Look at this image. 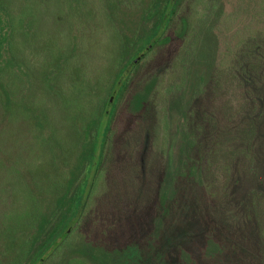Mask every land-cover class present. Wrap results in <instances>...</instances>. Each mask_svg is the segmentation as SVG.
<instances>
[{
	"label": "rangeland",
	"instance_id": "obj_1",
	"mask_svg": "<svg viewBox=\"0 0 264 264\" xmlns=\"http://www.w3.org/2000/svg\"><path fill=\"white\" fill-rule=\"evenodd\" d=\"M150 1L0 0L11 29L9 53L0 50V264H30L67 211L84 149L101 144L93 126L102 116H115V128L93 200L121 207L122 159L148 152L152 174L136 201L167 191L176 199L167 233L184 226L201 248L218 247L199 258L188 241L179 248L187 263H264V0H182L170 39L147 49L122 87L140 56L122 64L153 24L142 17ZM182 16L190 24L178 35ZM150 82L148 110L126 140L129 99ZM84 172L91 179L87 162ZM92 206L43 264H96L79 249L122 248V219L102 232L108 210ZM154 215L147 206L125 219L148 253L164 225ZM160 261L132 264H170Z\"/></svg>",
	"mask_w": 264,
	"mask_h": 264
},
{
	"label": "trees",
	"instance_id": "obj_2",
	"mask_svg": "<svg viewBox=\"0 0 264 264\" xmlns=\"http://www.w3.org/2000/svg\"><path fill=\"white\" fill-rule=\"evenodd\" d=\"M181 1L182 0H151L148 3L142 14V17L146 21H153V24L150 27L148 34L145 35L142 41L138 43V46L132 50H129L128 57L124 64H122L123 67H128L133 58L140 56V58L136 61L137 64H135V62L130 64L129 74L126 77L122 87H124V85L129 81L131 70H133L139 63L143 61L147 49L153 48L154 45L160 40L166 42L170 39L169 36L165 35V31L176 15L178 6L180 5ZM179 24L180 26L178 28V35H181L182 32L189 27L190 21L186 16H182L179 18ZM10 35L11 29L7 16L0 8V50H3L5 53H9L11 48L8 47V42H10ZM148 45H150V47L147 48ZM123 67L122 72L124 70ZM152 87L153 82L147 83L141 90L133 93L129 99V114L131 115L126 119L128 121L125 129L129 130L127 132L128 138L126 140H130V135H133L131 134L132 129L136 128L137 121H140L137 115L145 113L146 110H148L147 103L150 98ZM103 113L104 111H102L101 114L103 115ZM114 118L112 121H110L108 118L102 116V119L99 120L98 125L95 124V126H93V130L95 132L94 138H96L95 135L100 134L102 138L101 144L99 146L97 145V143H95L94 145L88 144L87 148L84 149L81 157L82 160H80V163L83 161L81 163V165L83 166V170H80L82 178L80 179L79 184L74 190L72 197L70 196L71 198L62 201V203H64L67 200V205L65 207L67 211L57 222L56 226L50 231L41 246H39L36 250L34 249V253L30 256L32 259L30 264H43L46 260L53 257L61 247L65 246L67 240L70 238V235L75 231L77 225L79 224V217L87 212L89 208H93L92 204H94V206L96 207L100 206L104 208V210H108L107 213H105L106 211H104L103 213L105 214L102 216H110L109 220L106 221L109 226L105 225V227L101 229L102 232L105 231L106 233H110L113 228L115 229V225H117V227L120 225V220L122 219V248H113L112 250L102 249L98 251L99 249L96 247L93 248L91 250L92 252L90 253L85 251L83 248L79 249L82 255H88L89 258L92 256L90 260L95 261L96 264H132L134 261H148V259L152 257H156L159 261L164 260L165 262H168L170 264H189L187 263L186 259L183 258V250L181 249L179 251V248L188 241L190 242V244H193L195 246L194 248H196L199 252L197 253V257L199 258L202 257L203 254L210 255L214 253L216 249H218V247L214 244H212V246H214L215 250L213 248H211L210 250H206L205 247L201 248V245L199 243L193 242L194 239H191L190 237L191 232L185 230L184 226L180 228H168L171 234L169 235L167 233L166 224L164 223L174 222V217L173 214H171V209L176 202L175 198L169 197L167 195V191L160 192L159 198L156 200V203L151 202V199L147 201H136L139 191H142V182L140 181L144 178L146 179L147 176L145 175L152 174L151 171L146 172V165L142 160V158L147 156L148 152H144L145 154L142 155V152L138 153L137 151H134L131 152L129 156H126L125 159H122V181H124L122 186L125 189L122 197L127 198V200L122 199L121 207H119L115 202L114 205L109 207L108 202L104 199H98V201L92 199V196L98 193V185L100 183L98 178L99 176H101L100 172L107 166H110V164L108 163L110 161V158L108 157V151L112 146L111 137L114 133L115 128L113 125ZM1 159L2 158L0 157V160ZM86 162L87 164L89 163L91 165V173L89 172V174L91 175V179L87 177L86 174H84ZM81 165L79 168L82 167ZM187 165L188 167L185 168L184 176L182 177H187L189 181L195 180L198 174L196 164L192 163ZM195 185H197V182ZM151 187L155 188V180ZM144 189H146L145 184ZM147 206L149 208L151 207L154 212L156 211V215L154 216L160 219V221L162 222L161 224H164L162 225L163 229L158 238V244L160 245V247L154 246L152 248V250L154 251L153 253L151 249L150 253H148L147 250L143 249L144 247L142 246V243L144 244V239L141 233H139L138 235H130L129 232H126V230L128 229H124L126 228L125 219L127 217L134 216V213L139 214L141 210L146 208ZM119 210L122 211L119 212ZM207 227L210 228V222H207ZM204 233V225H202V240L203 238H205ZM34 240L35 238L33 240H30V244ZM195 264H200V262H196Z\"/></svg>",
	"mask_w": 264,
	"mask_h": 264
}]
</instances>
